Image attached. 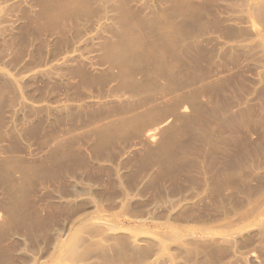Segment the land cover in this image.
<instances>
[{"label": "rangeland", "instance_id": "obj_1", "mask_svg": "<svg viewBox=\"0 0 264 264\" xmlns=\"http://www.w3.org/2000/svg\"><path fill=\"white\" fill-rule=\"evenodd\" d=\"M0 264H264V0H0Z\"/></svg>", "mask_w": 264, "mask_h": 264}]
</instances>
